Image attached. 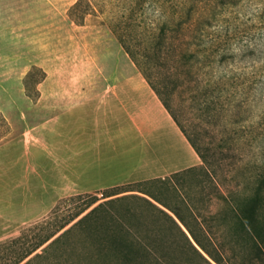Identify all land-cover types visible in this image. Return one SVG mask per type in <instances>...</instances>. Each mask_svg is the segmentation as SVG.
Returning a JSON list of instances; mask_svg holds the SVG:
<instances>
[{"label": "rangeland", "instance_id": "rangeland-1", "mask_svg": "<svg viewBox=\"0 0 264 264\" xmlns=\"http://www.w3.org/2000/svg\"><path fill=\"white\" fill-rule=\"evenodd\" d=\"M76 1L0 0V113L10 122L5 119L7 132L3 121L0 125V134L4 133L0 139V242L54 231L92 199L49 242L99 204L102 207L94 215L99 220L115 215L121 223L154 229L168 240L173 233L170 221L144 198L175 216L142 191L178 208L182 206L177 190L183 196L188 190L202 191L200 206L210 212L223 206L216 197L218 190L232 191L239 204L263 183L264 196V0L223 11L215 27L201 34L202 44H191L189 50L200 59H193L192 66L176 68L168 54L166 63L157 67L172 93L175 112L206 156V161L199 157L194 164L205 166L203 174L195 172L190 180L173 175L188 165L163 166L164 162L194 161L192 151L168 122H158L142 134L137 114L144 115L142 121H155L148 118L149 111L154 115L166 108L157 95L159 100L155 97L156 103L150 104L135 93L149 84L111 28L110 20L121 14L116 12L122 10L121 0H94L102 2L105 13L88 15L85 24L68 16ZM141 1L143 12H136L138 19L158 18V2ZM185 37L189 38H181ZM29 72L33 75L27 91L24 81ZM164 133H171L176 155L155 159L159 157L155 151L169 138L161 137ZM76 154L77 178L70 174ZM155 178L167 181L145 182ZM89 186L94 189L82 190ZM193 193H188L191 200ZM205 208L202 212L207 213ZM258 210L262 216L264 210ZM211 224L215 236L207 244L227 264H264V245L258 247L237 236L232 239L228 223ZM81 234L77 229L71 239ZM5 248L0 264L14 259L19 246ZM58 248L31 264H59Z\"/></svg>", "mask_w": 264, "mask_h": 264}, {"label": "trees", "instance_id": "trees-1", "mask_svg": "<svg viewBox=\"0 0 264 264\" xmlns=\"http://www.w3.org/2000/svg\"><path fill=\"white\" fill-rule=\"evenodd\" d=\"M156 1L158 2V18L151 21L145 19L140 21L138 15L135 14L136 12L142 14V1L121 0L120 8L122 10L116 11L121 14L115 15L118 19L110 20V25L126 53L204 162L206 156L201 145L175 112L171 99L172 93L166 90L167 84L157 67L160 62L166 63L165 58L168 54H172L168 60H173L176 68L182 66L185 69L186 65L192 66L193 59L198 62L200 59L196 52L189 50L191 44H202L199 42V39L202 38L201 34L207 33L215 27L223 11L228 8L239 10L254 0ZM102 6V2L98 3L94 0H77L69 8L68 16L77 24H85L88 15L105 13V9H101ZM139 27L141 31L137 32L136 29ZM183 36L192 40H187L189 38L186 37L181 38ZM155 53L158 56H154ZM207 58L209 56H205V59ZM35 69L39 70L37 67ZM32 75L33 72H29L24 81L27 91ZM44 76L45 73L36 80V83L38 84ZM29 96L31 95L29 94ZM2 121L6 125L5 131L7 132L9 130L7 122L0 113V125ZM3 134H0V139ZM204 169L205 166L200 164L183 169L173 175L190 180L195 172L198 175L200 172L203 174ZM166 179L155 178L145 182L156 180L155 182L163 183L167 181ZM262 184L256 187L251 196L242 198L245 201L239 204L235 203L237 197L232 191L223 193L218 190L216 197L221 199L223 206L216 212H210L208 208L200 206L204 196L202 197V191L199 192L195 189L188 190L187 196H183L181 191L177 190L179 193L176 192V196L181 200V208L148 190L142 191L170 210L186 227L193 240L171 214L144 198L152 208L158 210L170 221L169 232L173 233L170 234L168 240L159 236L154 229H138L121 223L118 216L115 215L99 220L94 216L102 207V204H99L49 242L57 232L79 217L95 201L92 199L86 206L69 214L68 219L58 225L54 231L48 230L44 234L39 233L33 239L19 236L9 241L0 242V254L3 253V248L7 245L9 251L13 249L14 245H17L19 248L15 251V258L5 263L20 264L49 242L41 252L35 253L23 264H31L39 258H45L57 247L59 248L56 249L58 251L56 258L59 264H214L212 261L216 264H227L224 257L219 256L213 246L207 244V241H212L215 236L211 223L217 221V226L221 223H228L227 231L234 240L237 236L242 240L256 243L258 247L264 245V213L261 216L258 210L260 208L264 210V196L261 195ZM188 193H193L192 200ZM261 200L263 201L261 202ZM202 208H205L203 210L207 213L202 212ZM77 229L82 230L81 236L71 239Z\"/></svg>", "mask_w": 264, "mask_h": 264}, {"label": "crops", "instance_id": "crops-1", "mask_svg": "<svg viewBox=\"0 0 264 264\" xmlns=\"http://www.w3.org/2000/svg\"><path fill=\"white\" fill-rule=\"evenodd\" d=\"M119 93V91H118ZM137 93L140 97H144L150 104L151 102H155L156 103V94L154 93V91L151 89V87L149 85H146V86H143L141 90H138ZM153 97V101L151 100ZM156 97V98H155ZM158 99V98H157ZM159 100V99H158ZM150 116L148 117L149 119H153L155 118V121L154 119L153 120H150V121H147L146 118L145 120L146 121H142L143 119V116H141V114H137V119L141 120V131H142V134L144 135L146 130L150 128V126L152 125H156L158 122H168L172 127L173 129L175 130V133L178 134V137L179 139H181V141H183L184 143H186L188 149L190 151H192V154L194 156V161L191 163V164H185V165H180L182 163H179V162H171L170 164H167L166 162L163 163V166H168V167H183V166H189L191 167L192 166H195L194 164L198 163V159H199V156L196 152L193 151V147L191 146V144L189 143V141L186 139V137L184 136V134L181 132V130L178 128L177 124L175 123V121L173 120V118L171 117V115L165 110V111H155V114L154 115H151L152 114V111L150 110ZM5 114H7L8 112L7 111H4ZM139 115V116H138ZM5 117V116H4ZM147 118V119H148ZM7 120V118H5ZM8 121V120H7ZM9 125H10V122L8 121ZM162 136L161 137H166L168 136V140L167 138L164 139L163 143H165V145L163 147H161V149H159V151H155L156 154L159 155V157H156L155 159H166V158H169V157H172L176 154H173L175 152V148L177 149L176 147V143L173 142L172 138H171V133L170 134H161ZM165 135V136H164ZM167 144V145H166ZM163 148V149H162ZM177 151V150H176ZM156 156V155H154ZM76 160H72L73 162L71 163V166L74 168L75 166V171L73 169H71L70 171V174L71 176H74L75 178H77V173H78V163H77V154H76V157H75ZM173 163V164H172ZM172 164V165H171ZM86 167L87 165H85V170H86ZM188 168V167H187ZM88 169H89V165H88ZM186 169V168H185ZM147 172V171H146ZM152 172V171H150ZM150 172H147V173H150ZM86 174L89 175V171H86ZM93 190L94 187H86V188H82V190ZM172 213V212H171ZM174 215V214H173ZM177 218V217H176ZM178 219V218H177Z\"/></svg>", "mask_w": 264, "mask_h": 264}, {"label": "water", "instance_id": "water-1", "mask_svg": "<svg viewBox=\"0 0 264 264\" xmlns=\"http://www.w3.org/2000/svg\"><path fill=\"white\" fill-rule=\"evenodd\" d=\"M174 216H175V215H174ZM175 218H176V216H175ZM176 219H177V218H176ZM177 221L180 222L178 219H177ZM208 258H209V257H208Z\"/></svg>", "mask_w": 264, "mask_h": 264}]
</instances>
